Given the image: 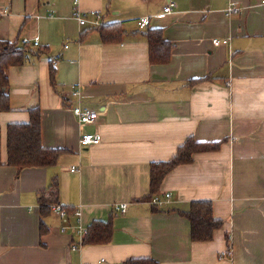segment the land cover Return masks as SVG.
<instances>
[{"label": "crops", "instance_id": "crops-1", "mask_svg": "<svg viewBox=\"0 0 264 264\" xmlns=\"http://www.w3.org/2000/svg\"><path fill=\"white\" fill-rule=\"evenodd\" d=\"M77 1L0 0V11L9 7L0 40L38 38L32 49H48L8 71L10 110L0 111V264H264V0ZM231 4L241 11L228 16ZM78 11L98 13L102 27L120 25L124 34L105 42L98 29L79 24ZM146 17L151 24L140 30ZM154 29L172 46L165 65L149 59L146 33ZM75 105L96 111L97 121L80 124ZM35 108L43 146L65 152L55 166L18 176L7 165L8 127L27 124ZM85 133L100 134L101 144L82 147ZM189 138L221 145L166 176L156 197L165 203L155 212L144 201L151 165L171 160ZM55 182L69 217L51 211L41 237L40 199ZM195 201H211L223 221L211 242H193L180 216ZM122 203L124 213L115 210ZM111 215L113 241L83 245L80 228Z\"/></svg>", "mask_w": 264, "mask_h": 264}, {"label": "trees", "instance_id": "trees-1", "mask_svg": "<svg viewBox=\"0 0 264 264\" xmlns=\"http://www.w3.org/2000/svg\"><path fill=\"white\" fill-rule=\"evenodd\" d=\"M99 32L105 42H114L124 34L120 25H107L100 27ZM149 45V59L153 65L169 63L172 46L164 39L163 31L149 30L146 33ZM31 44H24L19 39L15 42L0 40V111L10 110L9 77L8 71L12 67L25 65L31 56L46 54L48 49L34 51ZM50 82L56 85V67L50 64ZM30 121L27 124H12L8 127L7 134V165L16 168L17 175L25 169L48 168L55 166L65 150L47 149L42 142V112L39 108L29 111ZM221 143H201L189 138L179 149L175 157L166 162L153 163L150 171V193L144 201L152 202L158 197L161 185L166 176L181 165L191 164L198 153L217 151ZM46 195L40 199L41 237L48 232L44 218L51 211L52 206L59 204L58 183L49 188ZM159 212L158 206H153ZM180 216L188 219L191 225V240L195 243H208L214 238L216 231L223 226V221L216 219L213 214L211 201H195L188 212H181ZM114 216L107 221H94L87 228L82 244L86 246L108 245L113 241ZM125 264H158L152 259H137Z\"/></svg>", "mask_w": 264, "mask_h": 264}, {"label": "built area", "instance_id": "built-area-1", "mask_svg": "<svg viewBox=\"0 0 264 264\" xmlns=\"http://www.w3.org/2000/svg\"><path fill=\"white\" fill-rule=\"evenodd\" d=\"M78 4V1L75 0V5ZM175 7V5L173 3L168 4L165 8H164V12L166 14H169L173 11V8ZM9 11V7H4L2 8V11H0V19L5 16ZM241 11V9L236 5V4H231L227 10V15L231 16L234 14H237ZM75 18L77 19V21L79 22V24L82 27H86V28H93V29H99L100 27L103 26V20H102V16L98 13H91V14H82L81 12H76L75 14ZM151 24V20L150 18L146 17V18H141L138 21V26L140 28V30H145L146 28H148ZM228 41L224 40V41H218V40H214V44L216 46L219 45H225L227 44ZM24 44H32L34 47H38L40 45V41L38 38H36L35 40H24L23 41ZM71 95L74 99H79L80 98V90L73 88L71 91ZM73 114L75 115V117L77 118L78 122L82 125H90V124H94L97 119H98V113L96 111L93 110H89V109H84L82 108L80 105H75L72 106L71 108ZM102 142V136L100 134H92V133H85L81 136L80 139V144L82 147L84 148H89L92 146H97L99 144H101ZM73 171H76L75 168H73ZM171 197V195H167L166 199H169ZM164 201L159 200L158 198H154L151 202V204H153L154 206H158V208H163L164 206ZM128 209V204L126 203H122L119 205L115 206V210L121 213L126 212V210ZM52 211L57 213L58 215H60L62 218L64 219H68V214L67 211L65 210V208L63 206H61L60 204H55L52 206ZM76 217L81 216V212L80 211H76L74 214ZM67 229V227H63L62 231H65ZM80 233L85 236V234L87 233V230H83L82 228H80ZM76 249V247H75ZM96 264H106V260L102 259L99 263Z\"/></svg>", "mask_w": 264, "mask_h": 264}]
</instances>
